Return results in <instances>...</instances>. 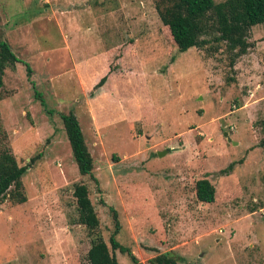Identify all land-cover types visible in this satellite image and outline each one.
<instances>
[{
  "label": "rangeland",
  "instance_id": "374dc122",
  "mask_svg": "<svg viewBox=\"0 0 264 264\" xmlns=\"http://www.w3.org/2000/svg\"><path fill=\"white\" fill-rule=\"evenodd\" d=\"M155 2L0 0V39L19 60L4 69L0 119L17 164L30 162L25 201H0V264H86L75 183L117 264L130 261L110 249V207L116 240L142 264L165 251L177 264H264V23L230 66L223 43L179 52ZM68 111L90 176L72 159L58 114ZM200 178L210 203L195 198Z\"/></svg>",
  "mask_w": 264,
  "mask_h": 264
},
{
  "label": "trees",
  "instance_id": "16d2710c",
  "mask_svg": "<svg viewBox=\"0 0 264 264\" xmlns=\"http://www.w3.org/2000/svg\"><path fill=\"white\" fill-rule=\"evenodd\" d=\"M155 9L170 41L179 52L205 45L215 50L223 43L230 66L247 52L250 46L247 40L250 28L264 23V0H156ZM109 53L110 51L106 56ZM15 62H19L18 58L7 42L0 39V88L4 69H12ZM25 74L27 80H30L31 68L26 63ZM105 79L106 74L98 79L94 88L100 87ZM33 94L35 98L38 97L36 92ZM58 114L78 173L90 176L93 161L76 116L72 111ZM259 145H264V138L259 141ZM29 164L30 162L27 163L28 166ZM27 165L17 164L0 119V201L6 197L18 203L25 201V195L21 192V177ZM194 194L198 201L210 203L214 198V187L206 178L197 179ZM15 196L17 200L14 199ZM72 196L77 212L74 222L83 225L90 237L85 253L86 264H117L116 256L109 250L99 232V220L88 197L87 186L84 183L73 184ZM109 210L113 221V232L108 237L110 249L125 253L130 264H142L128 247L116 240L119 221L116 211L112 207ZM180 261L182 257L172 251H165L149 257L145 264H177Z\"/></svg>",
  "mask_w": 264,
  "mask_h": 264
},
{
  "label": "water",
  "instance_id": "95a60500",
  "mask_svg": "<svg viewBox=\"0 0 264 264\" xmlns=\"http://www.w3.org/2000/svg\"><path fill=\"white\" fill-rule=\"evenodd\" d=\"M224 135H225V138H226L227 141H230L232 144H235V143H236L235 141L231 140L230 137H229L228 135H226V132H224ZM159 152H160V151H158V153H159Z\"/></svg>",
  "mask_w": 264,
  "mask_h": 264
}]
</instances>
